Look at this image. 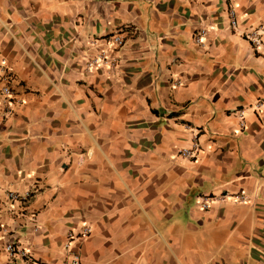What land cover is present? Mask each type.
<instances>
[{"label":"crops","instance_id":"obj_1","mask_svg":"<svg viewBox=\"0 0 264 264\" xmlns=\"http://www.w3.org/2000/svg\"><path fill=\"white\" fill-rule=\"evenodd\" d=\"M2 65L0 264H62L85 227L80 264H264V0H0Z\"/></svg>","mask_w":264,"mask_h":264},{"label":"built area","instance_id":"obj_2","mask_svg":"<svg viewBox=\"0 0 264 264\" xmlns=\"http://www.w3.org/2000/svg\"><path fill=\"white\" fill-rule=\"evenodd\" d=\"M228 18H229V24L232 28L237 27V20H236V13L234 8L228 9ZM260 30H250L247 32H244V37L248 39L250 42H252L254 45L258 46L261 42L260 38ZM205 31L200 30L198 33H196L194 40L198 43L201 41V37L204 36ZM107 41L112 43L114 46H121L123 43V37L120 33H113L107 36ZM106 65L109 64L112 67L116 66V61L112 60L111 58H108L106 51H101L97 56L89 58L86 62V66L88 68H91L95 65ZM11 81H12V74L9 68L2 65L0 67V91L2 94V103L3 104H10L12 101V98L14 99V104H20L21 99L14 96L13 89L11 87ZM259 104H257L258 106ZM9 110L12 108L10 106ZM258 108V107H257ZM236 114L239 119V127L245 128L246 126V120H245V114L244 110L240 109L236 111ZM198 152V144L194 142L190 147L188 148H181L179 150V155L183 158L191 159L196 156V153ZM30 196L29 191L24 192H16V191H9L7 192V197L9 200H15L24 202L28 199ZM226 196L220 195L217 199L224 200ZM228 197V196H227ZM231 199H233L234 202H244L247 200V197L243 193H235L232 194ZM216 200L215 196L213 195H200L198 197V204L199 207L203 210H207L210 207V204ZM91 231V228L85 227L80 232L74 233L73 231H69L67 233L66 242L64 243V251H65V259L62 264H80V251L78 249V245L82 242L86 236L89 235ZM4 251L7 252L11 257L14 256H20L23 257L27 264H31V259L28 251L23 248L19 243H15L12 241H6L3 247Z\"/></svg>","mask_w":264,"mask_h":264},{"label":"rangeland","instance_id":"obj_3","mask_svg":"<svg viewBox=\"0 0 264 264\" xmlns=\"http://www.w3.org/2000/svg\"><path fill=\"white\" fill-rule=\"evenodd\" d=\"M234 203H239V202H234Z\"/></svg>","mask_w":264,"mask_h":264}]
</instances>
